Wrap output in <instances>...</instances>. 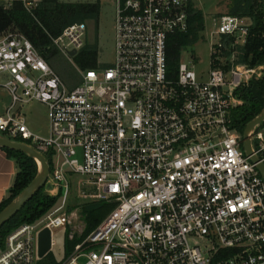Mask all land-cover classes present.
Segmentation results:
<instances>
[{
    "label": "built area",
    "instance_id": "2783aa9c",
    "mask_svg": "<svg viewBox=\"0 0 264 264\" xmlns=\"http://www.w3.org/2000/svg\"><path fill=\"white\" fill-rule=\"evenodd\" d=\"M42 1L0 3L32 13ZM116 1L115 62L82 72L74 89L24 34L0 35V89L11 100L0 135L41 153L51 169L48 192L62 190L56 206L0 243V264H39L45 229L52 247L55 229L82 233L67 210L73 176L81 198L115 207L87 236L69 235L74 245L61 264H264V179L231 118L237 92L264 70L238 63L247 19L212 18L201 33L210 52L201 80L191 47L176 73L167 64V39L188 33L192 0ZM87 29L73 23L53 44L72 60ZM29 102L47 107L48 137L29 129L22 113ZM256 130L252 154L264 164V132Z\"/></svg>",
    "mask_w": 264,
    "mask_h": 264
},
{
    "label": "trees",
    "instance_id": "16d2710c",
    "mask_svg": "<svg viewBox=\"0 0 264 264\" xmlns=\"http://www.w3.org/2000/svg\"><path fill=\"white\" fill-rule=\"evenodd\" d=\"M229 14L252 22L247 43L239 50L238 63L251 68L264 67V0H232ZM99 15V5L61 3L59 0H43L32 13L27 12L21 3H15L10 9H5L0 3V35L9 29H17L33 43L46 62L56 69L54 59L60 56V51L53 44V39L69 25L81 23L86 18L97 20ZM205 29V19L202 13L196 11L191 2L188 33L170 35L167 39L166 55L170 73L177 72L182 52L196 44ZM97 61L96 46H85L74 58L77 67L84 71L98 68ZM72 78H75V75L71 74ZM77 83L70 88H76ZM237 95L241 105L232 110V126L237 132L243 134L247 125L264 110V76L258 80L254 79L247 87L241 88ZM2 149L7 152L8 156L16 159L19 173L11 196L0 205V213L29 186L39 170L36 160L27 154L8 148ZM47 158L50 162L49 157ZM45 187L27 202L16 216L0 228V243L21 224L39 220L54 207L58 197L45 194ZM114 207V203L104 202L89 203L84 207L83 219L86 224V236L98 227ZM73 245L74 243H69V247ZM39 264L57 263L52 255H47Z\"/></svg>",
    "mask_w": 264,
    "mask_h": 264
},
{
    "label": "rangeland",
    "instance_id": "374dc122",
    "mask_svg": "<svg viewBox=\"0 0 264 264\" xmlns=\"http://www.w3.org/2000/svg\"><path fill=\"white\" fill-rule=\"evenodd\" d=\"M61 3H79L88 5H99L100 15L97 20L86 18L83 22L87 25V36L85 39V46H96L98 50V69L103 70L109 68L115 62V38H116V13H117V1L116 0H59ZM193 7L196 11L201 12L205 19V28L211 23L212 18L220 15L229 14V9L232 6V0H192ZM43 2V1H42ZM5 9H10L8 5H4ZM247 25H251L252 22L247 20ZM206 30V29H205ZM204 30V31H205ZM18 31L17 29L8 31ZM203 31V32H204ZM84 46V47H85ZM60 51V50H59ZM197 58L195 70L201 80H207L210 70V52L207 36H201L196 44H194L189 50ZM190 55V54H189ZM185 60L188 61L189 56L184 54ZM53 69L60 78L66 84L68 89L73 87L77 82L81 83L82 72L72 60L68 59L60 52V56L54 59ZM264 68V67H263ZM71 74L75 75V78L71 79ZM264 76V70L263 75ZM79 83V84H80ZM78 84V83H77ZM78 84V85H79ZM77 85V86H78ZM76 86V87H77ZM243 89V88H242ZM11 100L8 92L4 89H0V115L6 110ZM22 113L26 118L27 124L33 133L41 137H48L49 135V120L48 109L46 106L39 104L38 102H29L22 107ZM264 132V124L257 128L256 132ZM79 176H73L71 178L72 189L71 197L69 200L68 212L75 211L77 213L76 224L80 226L82 233L76 234L74 227H68L67 229H55L53 230V242L52 255L55 263L61 264L65 261L69 255L71 247H69V235L74 233L75 240L86 236V224L83 219V209L89 203H94L92 199H83L79 196L80 188L78 185ZM49 184L46 185L44 193L51 196L48 192ZM55 193V192H52ZM62 196V190L58 195V201L54 205L56 206ZM67 250V251H65Z\"/></svg>",
    "mask_w": 264,
    "mask_h": 264
},
{
    "label": "water",
    "instance_id": "95a60500",
    "mask_svg": "<svg viewBox=\"0 0 264 264\" xmlns=\"http://www.w3.org/2000/svg\"><path fill=\"white\" fill-rule=\"evenodd\" d=\"M70 57H75L77 55L76 51L69 53ZM264 124V110L253 119L246 127L243 137H244V150L248 156L252 157V160L258 163V168L264 179V164L259 163V160L252 154V135L253 132ZM0 147L8 148L15 151H20L36 160L39 165V170L34 178V180L29 184V186L23 190L1 213H0V228L5 225L11 218L16 216L22 208L29 202L40 190H42L48 178L51 175L50 165L46 158L35 149L28 147L24 144L16 143L0 135ZM52 248V238L51 232L48 229L42 231L39 236L38 245V256L40 259L46 257Z\"/></svg>",
    "mask_w": 264,
    "mask_h": 264
},
{
    "label": "crops",
    "instance_id": "0c3cea01",
    "mask_svg": "<svg viewBox=\"0 0 264 264\" xmlns=\"http://www.w3.org/2000/svg\"><path fill=\"white\" fill-rule=\"evenodd\" d=\"M18 173L16 159L8 156L7 152L0 147V205L11 196Z\"/></svg>",
    "mask_w": 264,
    "mask_h": 264
}]
</instances>
